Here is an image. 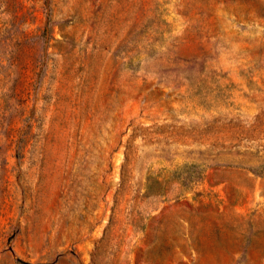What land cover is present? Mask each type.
<instances>
[{"label": "rangeland", "instance_id": "374dc122", "mask_svg": "<svg viewBox=\"0 0 264 264\" xmlns=\"http://www.w3.org/2000/svg\"><path fill=\"white\" fill-rule=\"evenodd\" d=\"M0 264H264V0H0Z\"/></svg>", "mask_w": 264, "mask_h": 264}]
</instances>
